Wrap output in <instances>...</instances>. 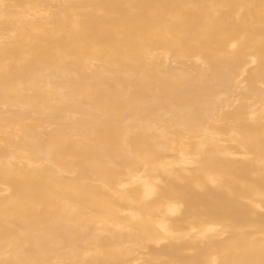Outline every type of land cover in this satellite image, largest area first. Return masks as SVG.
Returning a JSON list of instances; mask_svg holds the SVG:
<instances>
[{"label": "bare ground", "instance_id": "1", "mask_svg": "<svg viewBox=\"0 0 264 264\" xmlns=\"http://www.w3.org/2000/svg\"><path fill=\"white\" fill-rule=\"evenodd\" d=\"M0 264H264V0H0Z\"/></svg>", "mask_w": 264, "mask_h": 264}]
</instances>
